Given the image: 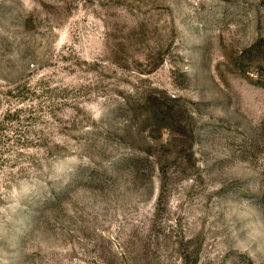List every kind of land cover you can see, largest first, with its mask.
I'll return each instance as SVG.
<instances>
[{"label": "rangeland", "instance_id": "obj_1", "mask_svg": "<svg viewBox=\"0 0 264 264\" xmlns=\"http://www.w3.org/2000/svg\"><path fill=\"white\" fill-rule=\"evenodd\" d=\"M0 264H264V0H0Z\"/></svg>", "mask_w": 264, "mask_h": 264}]
</instances>
